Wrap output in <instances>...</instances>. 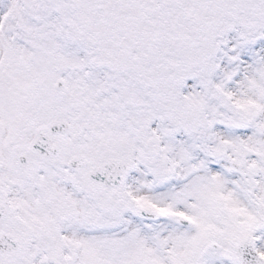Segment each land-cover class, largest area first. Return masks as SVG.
<instances>
[{
    "label": "snow or ice",
    "instance_id": "snow-or-ice-1",
    "mask_svg": "<svg viewBox=\"0 0 264 264\" xmlns=\"http://www.w3.org/2000/svg\"><path fill=\"white\" fill-rule=\"evenodd\" d=\"M0 264H264V0H0Z\"/></svg>",
    "mask_w": 264,
    "mask_h": 264
}]
</instances>
